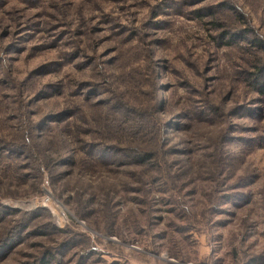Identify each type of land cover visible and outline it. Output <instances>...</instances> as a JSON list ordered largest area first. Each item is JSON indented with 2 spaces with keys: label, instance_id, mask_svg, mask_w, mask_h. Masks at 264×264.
I'll return each instance as SVG.
<instances>
[{
  "label": "rangeland",
  "instance_id": "rangeland-1",
  "mask_svg": "<svg viewBox=\"0 0 264 264\" xmlns=\"http://www.w3.org/2000/svg\"><path fill=\"white\" fill-rule=\"evenodd\" d=\"M260 67L264 0H0V264H264Z\"/></svg>",
  "mask_w": 264,
  "mask_h": 264
},
{
  "label": "trees",
  "instance_id": "trees-1",
  "mask_svg": "<svg viewBox=\"0 0 264 264\" xmlns=\"http://www.w3.org/2000/svg\"><path fill=\"white\" fill-rule=\"evenodd\" d=\"M259 71L261 72V73H259V74H261L262 76H264V67L262 68V67H260L259 68ZM263 72V73H262ZM259 89H260V91L262 92V93H264V84H262L261 86H259L258 87Z\"/></svg>",
  "mask_w": 264,
  "mask_h": 264
}]
</instances>
